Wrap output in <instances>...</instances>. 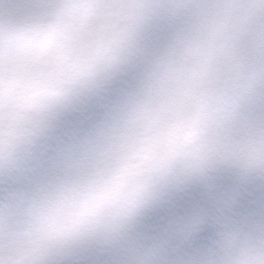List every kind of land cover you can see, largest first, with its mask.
Returning <instances> with one entry per match:
<instances>
[{
  "label": "clouds",
  "instance_id": "obj_1",
  "mask_svg": "<svg viewBox=\"0 0 264 264\" xmlns=\"http://www.w3.org/2000/svg\"><path fill=\"white\" fill-rule=\"evenodd\" d=\"M166 119L196 150L78 258L264 264V0H0V264H30L72 157Z\"/></svg>",
  "mask_w": 264,
  "mask_h": 264
},
{
  "label": "snow or ice",
  "instance_id": "obj_2",
  "mask_svg": "<svg viewBox=\"0 0 264 264\" xmlns=\"http://www.w3.org/2000/svg\"><path fill=\"white\" fill-rule=\"evenodd\" d=\"M195 136L193 119L130 123L72 157L54 177L63 198L42 220L30 264H87L78 257L92 228L125 215L140 178L191 155Z\"/></svg>",
  "mask_w": 264,
  "mask_h": 264
}]
</instances>
